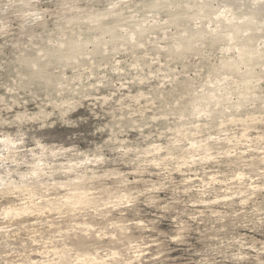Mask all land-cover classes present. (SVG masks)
I'll return each mask as SVG.
<instances>
[{
  "label": "rangeland",
  "instance_id": "obj_1",
  "mask_svg": "<svg viewBox=\"0 0 264 264\" xmlns=\"http://www.w3.org/2000/svg\"><path fill=\"white\" fill-rule=\"evenodd\" d=\"M0 264H264V0H0Z\"/></svg>",
  "mask_w": 264,
  "mask_h": 264
}]
</instances>
